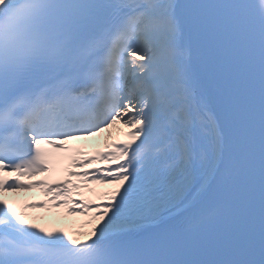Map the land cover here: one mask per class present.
I'll return each mask as SVG.
<instances>
[{
	"label": "snow or ice",
	"instance_id": "obj_1",
	"mask_svg": "<svg viewBox=\"0 0 264 264\" xmlns=\"http://www.w3.org/2000/svg\"><path fill=\"white\" fill-rule=\"evenodd\" d=\"M118 120L108 151L68 144ZM38 186L90 233L3 196ZM0 264H264V0H0Z\"/></svg>",
	"mask_w": 264,
	"mask_h": 264
},
{
	"label": "bare ground",
	"instance_id": "obj_2",
	"mask_svg": "<svg viewBox=\"0 0 264 264\" xmlns=\"http://www.w3.org/2000/svg\"><path fill=\"white\" fill-rule=\"evenodd\" d=\"M126 130H129L128 127L126 125H124V123L122 121L118 120L111 127L105 128L103 131L91 136L89 138V148H93V147L96 148L100 145H105L109 140H111L115 136L123 135ZM127 139H130V137H126L124 140H127ZM107 187H110V189L114 188L113 190H115L117 187H119V185L113 183L112 186L106 185L103 189H99V190L94 189L93 191H91L90 195L88 193V190H81L80 194H78L77 196L79 198L90 200L92 202L100 201V200L105 199V197L102 196V193L113 191V190H110V191L105 190L104 191V189H107ZM36 197L41 198V197H46V195L41 193V195H37ZM8 200L11 203H13L18 208V210H23V208H25L24 205L27 203V201H24L23 199L19 200L18 198H15V196H12V195H9ZM197 203H198V197H197L196 193H192L191 195L188 196V198L184 201L183 204L179 205L176 208H173L170 213H165V216L167 217V222L181 216L188 209H190V207L193 204L196 205ZM66 210H67L66 207H64L63 209L60 208L59 212L62 213V215L68 217V219H70L72 226H74V224H78L79 226H83V224L81 222L84 220L87 221L89 219V216L82 215L79 213H76V214L67 213L66 214L65 213ZM46 227L48 228L50 226H46ZM64 230L71 232L70 227H66ZM87 233H90V231H86V234ZM78 238L82 241H85L89 237H88V235H83L82 237H78Z\"/></svg>",
	"mask_w": 264,
	"mask_h": 264
},
{
	"label": "rangeland",
	"instance_id": "obj_3",
	"mask_svg": "<svg viewBox=\"0 0 264 264\" xmlns=\"http://www.w3.org/2000/svg\"><path fill=\"white\" fill-rule=\"evenodd\" d=\"M88 227H91V225H89Z\"/></svg>",
	"mask_w": 264,
	"mask_h": 264
}]
</instances>
